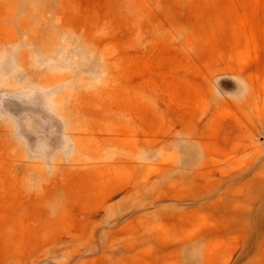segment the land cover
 Listing matches in <instances>:
<instances>
[{
    "label": "rangeland",
    "instance_id": "1",
    "mask_svg": "<svg viewBox=\"0 0 264 264\" xmlns=\"http://www.w3.org/2000/svg\"><path fill=\"white\" fill-rule=\"evenodd\" d=\"M0 264H264V0H0Z\"/></svg>",
    "mask_w": 264,
    "mask_h": 264
},
{
    "label": "clouds",
    "instance_id": "2",
    "mask_svg": "<svg viewBox=\"0 0 264 264\" xmlns=\"http://www.w3.org/2000/svg\"><path fill=\"white\" fill-rule=\"evenodd\" d=\"M223 79H230L236 84V90L229 92V91H224L220 87V81ZM213 90H214V95L216 99H224L225 97L233 100V101H240L244 99L249 91V86L245 80H243L240 77L236 76H218L214 79L213 81Z\"/></svg>",
    "mask_w": 264,
    "mask_h": 264
}]
</instances>
